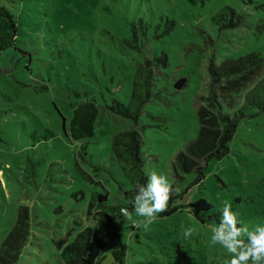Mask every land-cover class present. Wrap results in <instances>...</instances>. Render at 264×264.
<instances>
[{
  "label": "rangeland",
  "instance_id": "1",
  "mask_svg": "<svg viewBox=\"0 0 264 264\" xmlns=\"http://www.w3.org/2000/svg\"><path fill=\"white\" fill-rule=\"evenodd\" d=\"M0 5L15 14L20 27L16 48L0 51V243L19 206L28 210L30 222L29 239L15 264H62L57 242L98 225L97 210L87 207L91 193H108L111 205L128 201L122 192L128 186L111 164L110 144L129 121L101 108L93 136L81 147L62 130L86 51L101 78L113 75L115 81L135 58L167 53L169 67L162 76L168 84L146 109L154 126L141 129L148 159L144 170L146 175L164 173L176 194L185 191L176 204L204 197L212 205L204 223L181 208L168 216L158 213L145 226L134 208L128 210L137 226L131 228L122 216L124 264H220L225 250L210 246L211 230L205 225L219 224L225 201L249 228L264 223V111H247L222 158L206 164L196 160L201 175L198 170L176 174L171 165L196 134V109L204 105L210 82L209 61L218 64L251 51L264 57V0H0ZM224 6L239 16L235 27H221L228 13L212 23ZM143 29L148 40L141 47ZM129 83L125 78L121 89L128 91ZM44 128L55 136L38 141ZM189 225L194 231L184 238ZM113 245L109 240L95 264H111Z\"/></svg>",
  "mask_w": 264,
  "mask_h": 264
},
{
  "label": "trees",
  "instance_id": "2",
  "mask_svg": "<svg viewBox=\"0 0 264 264\" xmlns=\"http://www.w3.org/2000/svg\"><path fill=\"white\" fill-rule=\"evenodd\" d=\"M19 1L23 2V0ZM259 6L263 7V4ZM17 9L21 11L20 5ZM227 13L229 18L226 24L220 23ZM233 16H235L234 9L224 6L211 17V21L215 24L220 23L221 27H235L239 22V16L236 18ZM170 30L171 27L164 33H169ZM19 31V22L15 14L4 5H0V51L16 48ZM141 32L144 37L140 40V46L143 47L148 38L144 29ZM87 40L94 39L87 38ZM86 53L80 61L83 69L75 72L78 79L72 84H80L72 91L74 100L70 101L71 115L68 122L62 116V130L69 139L80 142L81 147L93 136L101 108L129 121L126 128L113 134L110 144L111 164L118 168L124 179L123 182L129 188L122 189L128 201L111 205L108 203V193H91L87 207L97 210L98 225L96 228L85 227L76 231L70 241L57 242L59 251L57 258L62 264H95L108 241L113 240L111 264H124L127 246L121 241L119 234L123 223L120 208L133 209L131 201L135 195L136 185L143 184L147 179L144 165L148 159L141 149L143 143L141 129L154 126L148 123L150 111L146 110L147 104L161 98L163 88L168 84L162 74L169 67V61L164 51L151 56L143 55L129 63L115 81L113 75H110L108 80L102 79L98 69L95 68L96 63L88 59L89 53L87 51ZM155 69H158V72H155ZM207 71L210 82L206 97L203 98L204 105L200 104L196 109L198 120L196 134L185 144L183 150L175 153L171 162L176 174L198 170L201 175L203 169L197 166L196 160H202L206 164L210 158H222L228 153V143L238 123L249 116L247 111L253 107L264 111L262 55L251 51L235 58H223L218 64L210 60ZM124 72L126 74L122 75ZM127 77L130 78L128 91L121 89ZM114 81L115 89L109 90V83ZM40 87L47 89L45 84H41ZM143 118L146 120L143 121ZM54 136L55 133L51 129L44 128L37 138H40L38 140L40 141ZM116 182L119 186L123 184L118 180ZM184 192L170 193L168 206L159 216H168L181 208H186L188 213L204 223V215L211 210L212 205L204 197L187 204H176ZM215 217L217 215L209 214V218ZM117 220L118 222L113 225ZM131 228L135 227L131 226ZM29 236L28 210L19 206L10 230L0 243V264H15Z\"/></svg>",
  "mask_w": 264,
  "mask_h": 264
},
{
  "label": "clouds",
  "instance_id": "3",
  "mask_svg": "<svg viewBox=\"0 0 264 264\" xmlns=\"http://www.w3.org/2000/svg\"><path fill=\"white\" fill-rule=\"evenodd\" d=\"M175 191L164 173L150 171L146 181L136 185L131 201L136 216L143 218L140 222L145 226L151 224L158 213L166 210L170 193ZM230 208L225 201L219 224L205 225L211 230L210 246L219 244L225 250L226 255L220 264H264V223L249 228ZM120 212L133 224L137 223L127 209L121 208ZM193 231L189 225L183 229L182 235L188 238Z\"/></svg>",
  "mask_w": 264,
  "mask_h": 264
},
{
  "label": "water",
  "instance_id": "4",
  "mask_svg": "<svg viewBox=\"0 0 264 264\" xmlns=\"http://www.w3.org/2000/svg\"><path fill=\"white\" fill-rule=\"evenodd\" d=\"M183 79H179L177 82L174 83V88H179L181 86Z\"/></svg>",
  "mask_w": 264,
  "mask_h": 264
},
{
  "label": "built area",
  "instance_id": "5",
  "mask_svg": "<svg viewBox=\"0 0 264 264\" xmlns=\"http://www.w3.org/2000/svg\"><path fill=\"white\" fill-rule=\"evenodd\" d=\"M121 208H125V207H121ZM121 208H120V209H121ZM125 209H126V208H125ZM122 215H123V214H122ZM130 225L133 226V227H136V226H137L136 223H135V224L132 223V224H130Z\"/></svg>",
  "mask_w": 264,
  "mask_h": 264
}]
</instances>
